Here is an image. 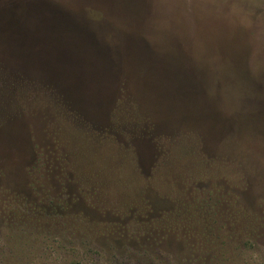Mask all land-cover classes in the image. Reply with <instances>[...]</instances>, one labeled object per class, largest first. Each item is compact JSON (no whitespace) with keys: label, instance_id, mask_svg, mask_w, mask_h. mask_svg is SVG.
Listing matches in <instances>:
<instances>
[{"label":"rangeland","instance_id":"374dc122","mask_svg":"<svg viewBox=\"0 0 264 264\" xmlns=\"http://www.w3.org/2000/svg\"><path fill=\"white\" fill-rule=\"evenodd\" d=\"M0 264H264V0H0Z\"/></svg>","mask_w":264,"mask_h":264},{"label":"trees","instance_id":"16d2710c","mask_svg":"<svg viewBox=\"0 0 264 264\" xmlns=\"http://www.w3.org/2000/svg\"><path fill=\"white\" fill-rule=\"evenodd\" d=\"M1 64H3V62L1 63ZM117 66H116V68H115V71H114V73L116 74V78L114 79V81L113 82H111L110 83V85H108V84H106V82H104L105 80L103 79V81H101L102 83H98L97 82V84H91V86L93 87H98L99 89H100V93H101V95L102 96H104V93L105 94H107V96L108 95H111L113 92L115 93V92H117L118 91V88H120L119 87V83L118 82H116V80H121L123 77V75H124V73H125V70H124V64H125V59H124V57H122L121 55L120 56H118V58H117ZM76 67H78V71L76 72V73H73V74H75L74 75V78L75 79H77L76 81H80V82H82V81H86V78L87 79H89L90 81V83L92 82V81H94V80H97V81H99L100 82V80H99V71L98 70H94V69H81L80 70V66H78L77 64L75 65ZM54 69V71L55 70H57L56 68H53ZM47 70V69H46ZM57 71H59V70H57ZM76 71V70H75ZM52 72V71H51ZM84 74H87V77L84 75ZM101 74V73H100ZM98 75V76H97ZM17 78H21L20 77V75H19V77L17 76ZM57 79H55L53 82H54V86L53 87H51L52 88V90L53 89H55L56 91H57V93H61V94H64V95H66L67 94V91H68V85L67 86H65L66 88H64V86H62L61 84H58L57 83ZM74 82V81H73ZM75 83V82H74ZM121 84V83H120ZM73 88H85L83 85H80L79 83H76V84H73ZM86 86H89L88 84H86ZM58 89V90H57ZM112 89H114V90H112ZM54 91V90H53ZM62 91V92H61ZM63 92H65V93H63ZM113 93V94H114ZM113 94L111 95V96H109V97H107V98H111V97H113ZM58 95V94H57ZM68 95V94H67ZM115 98V97H114ZM114 98H111V99H114ZM94 105V104H93ZM68 106H69V108L72 110V111H75L76 113H78L79 114V111L78 110H76L72 105H70V104H68ZM95 106V105H94ZM97 106H95V108H96Z\"/></svg>","mask_w":264,"mask_h":264},{"label":"water","instance_id":"95a60500","mask_svg":"<svg viewBox=\"0 0 264 264\" xmlns=\"http://www.w3.org/2000/svg\"><path fill=\"white\" fill-rule=\"evenodd\" d=\"M95 51H98L99 53V58H102L104 60V63H108L110 61V63L112 64V60L118 58L119 53H118V48L116 45H111V46H98V48L96 47V49L94 48ZM95 59H97L95 57ZM103 63V64H104ZM115 65V64H113Z\"/></svg>","mask_w":264,"mask_h":264}]
</instances>
